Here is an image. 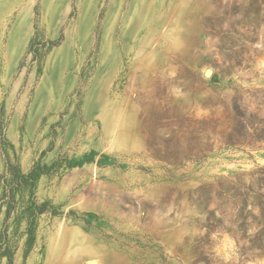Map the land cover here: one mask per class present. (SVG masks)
I'll return each mask as SVG.
<instances>
[{
  "label": "rangeland",
  "instance_id": "374dc122",
  "mask_svg": "<svg viewBox=\"0 0 264 264\" xmlns=\"http://www.w3.org/2000/svg\"><path fill=\"white\" fill-rule=\"evenodd\" d=\"M91 260L264 264V0H0V264Z\"/></svg>",
  "mask_w": 264,
  "mask_h": 264
},
{
  "label": "bare ground",
  "instance_id": "6f19581e",
  "mask_svg": "<svg viewBox=\"0 0 264 264\" xmlns=\"http://www.w3.org/2000/svg\"><path fill=\"white\" fill-rule=\"evenodd\" d=\"M207 74H208V75H210V73H209V72H207ZM89 262H95V264H98V262H97V261H95V260H91V261H89ZM89 262H87V264H88Z\"/></svg>",
  "mask_w": 264,
  "mask_h": 264
},
{
  "label": "water",
  "instance_id": "95a60500",
  "mask_svg": "<svg viewBox=\"0 0 264 264\" xmlns=\"http://www.w3.org/2000/svg\"><path fill=\"white\" fill-rule=\"evenodd\" d=\"M88 264H95V262H89Z\"/></svg>",
  "mask_w": 264,
  "mask_h": 264
},
{
  "label": "crops",
  "instance_id": "0c3cea01",
  "mask_svg": "<svg viewBox=\"0 0 264 264\" xmlns=\"http://www.w3.org/2000/svg\"><path fill=\"white\" fill-rule=\"evenodd\" d=\"M99 263V262H98Z\"/></svg>",
  "mask_w": 264,
  "mask_h": 264
}]
</instances>
